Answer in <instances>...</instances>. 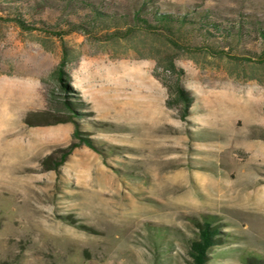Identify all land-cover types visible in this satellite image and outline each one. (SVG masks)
<instances>
[{
    "label": "rangeland",
    "instance_id": "obj_1",
    "mask_svg": "<svg viewBox=\"0 0 264 264\" xmlns=\"http://www.w3.org/2000/svg\"><path fill=\"white\" fill-rule=\"evenodd\" d=\"M92 1L106 13L139 2ZM154 6L264 24V0ZM91 14L81 0H0V264H186L203 219L219 228L206 264H264L255 33L189 22L176 25L174 47L117 35L124 19ZM176 83L186 108L168 89Z\"/></svg>",
    "mask_w": 264,
    "mask_h": 264
},
{
    "label": "trees",
    "instance_id": "obj_2",
    "mask_svg": "<svg viewBox=\"0 0 264 264\" xmlns=\"http://www.w3.org/2000/svg\"><path fill=\"white\" fill-rule=\"evenodd\" d=\"M84 5H87L91 10V18L94 21H114L117 18L124 19L125 28L121 29L117 26L113 33L119 35L124 33V37H129L133 35L134 32H141L151 36H163L165 39L174 47H176V37L175 29L177 26H182L185 23H199L202 27L213 29H222L228 35H245L247 32H254L256 38L259 39L262 47V52L264 53V24L252 18L240 19L234 23L230 19H224V22L217 21L213 18L212 11L202 10L196 12L194 16L189 17L185 13H178L169 10H162L158 6L153 8L146 7L148 2L152 0H139L131 10L120 13H106L103 10L97 8L92 0H81ZM92 24L94 22L91 21ZM159 26L164 30L163 32H158ZM167 66L164 69H174V62L172 57L167 58ZM64 65V59H61L54 69V74L58 80L62 79V66ZM170 93H173L176 97V102H181L183 107L186 108L189 105V98L186 95L184 89L176 83L175 86L168 87ZM169 105V101H168ZM88 146L93 147L90 140L84 138ZM78 143H71L68 145L65 153L59 160L58 165H60L65 157L70 153L73 147L77 146ZM56 167V166H55ZM54 167V168H55ZM219 234V228L211 224L210 220L203 219L201 222H197L196 236L191 238L186 245L188 258L186 264H206L208 258L209 248L217 243V235ZM247 264H257V263H247Z\"/></svg>",
    "mask_w": 264,
    "mask_h": 264
}]
</instances>
